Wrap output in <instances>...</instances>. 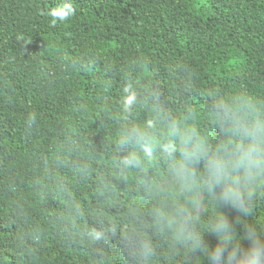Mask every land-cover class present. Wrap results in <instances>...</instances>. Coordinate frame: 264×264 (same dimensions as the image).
<instances>
[{
	"label": "trees",
	"instance_id": "obj_1",
	"mask_svg": "<svg viewBox=\"0 0 264 264\" xmlns=\"http://www.w3.org/2000/svg\"><path fill=\"white\" fill-rule=\"evenodd\" d=\"M63 2L0 0V264H99L84 229L123 227L130 206L147 209L135 177L117 179L112 168L127 82L148 102L133 123L148 117L154 94L177 116L195 105L202 117L209 89L264 97V0H71L78 15L50 28L41 12ZM30 113L38 115L31 136ZM200 126L212 131L204 118ZM224 211L240 237L246 224L264 227V204L240 224ZM205 239L216 247L214 235ZM160 251L168 264L163 243ZM103 256L129 264L116 240Z\"/></svg>",
	"mask_w": 264,
	"mask_h": 264
},
{
	"label": "clouds",
	"instance_id": "obj_2",
	"mask_svg": "<svg viewBox=\"0 0 264 264\" xmlns=\"http://www.w3.org/2000/svg\"><path fill=\"white\" fill-rule=\"evenodd\" d=\"M42 16L50 18V28L66 24L78 15L71 0L53 7ZM27 46L32 39L19 36ZM23 55L28 54L26 47ZM62 57L61 62L68 60ZM189 99L193 89H186ZM203 117L195 105H189L177 116L154 103L142 123L132 118L140 108L148 109L135 83L122 89L120 106L125 127L114 143L116 158L112 162L117 179L135 177L136 189L142 191L147 209L133 204L130 221L121 226L86 227L81 239L97 248L99 264H107L103 249L114 240L126 252L129 264H160V244L165 245L168 264H264V227L246 224L240 237L225 213L230 208L243 220L252 219L258 206L264 204V97L249 91L202 92ZM206 119L212 131L200 126ZM38 128V115H28L25 129L29 136ZM82 175L88 170L83 169ZM77 218L83 209L76 207ZM206 234L217 238L211 248ZM243 240L249 242L242 247ZM39 243V236L36 237ZM29 256L35 253L29 251Z\"/></svg>",
	"mask_w": 264,
	"mask_h": 264
}]
</instances>
